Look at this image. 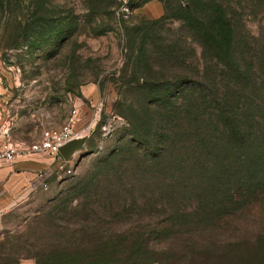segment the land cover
Masks as SVG:
<instances>
[{"label":"rangeland","instance_id":"1","mask_svg":"<svg viewBox=\"0 0 264 264\" xmlns=\"http://www.w3.org/2000/svg\"><path fill=\"white\" fill-rule=\"evenodd\" d=\"M185 1L0 0V144L24 148L67 121L73 108L79 127L95 107L98 123L116 125L107 136L94 130L72 156V173L48 165L41 170L45 187L0 189V264H264V250L240 240L241 252L237 245L219 257L204 255L208 244L256 235L264 205L256 212L234 205V221L221 227L217 213L205 214L193 196L196 189L170 179L184 168V136L159 166L130 141V122L141 110L134 84L125 83L140 76L131 29L143 25L166 43L175 36L190 43L181 22L159 21L166 6ZM230 3L243 29L259 38L260 14L247 0ZM144 250L153 252L151 261L144 263Z\"/></svg>","mask_w":264,"mask_h":264},{"label":"trees","instance_id":"2","mask_svg":"<svg viewBox=\"0 0 264 264\" xmlns=\"http://www.w3.org/2000/svg\"><path fill=\"white\" fill-rule=\"evenodd\" d=\"M247 2L252 14H260L259 38L243 29L230 0H186L182 6H166L159 21L181 22L190 43L180 36L166 43L152 28L133 27L140 76L125 81L134 84L140 96V115L130 122V141L141 144L159 166L184 136L189 144L184 168L173 169L170 179L196 189L193 196L205 214L217 213L214 219L224 228L234 221L229 209L234 205L247 204L255 212L264 205V0ZM236 237H227L220 246L206 245L205 257L239 250V240L264 250V226L247 239ZM214 247L219 250L213 253ZM139 255L145 263L153 252Z\"/></svg>","mask_w":264,"mask_h":264},{"label":"built area","instance_id":"3","mask_svg":"<svg viewBox=\"0 0 264 264\" xmlns=\"http://www.w3.org/2000/svg\"><path fill=\"white\" fill-rule=\"evenodd\" d=\"M123 9L127 11V7H123ZM2 89V76L0 74V95L3 93ZM76 114V109L73 108L70 118L67 121L58 126L51 125L47 127L42 131L37 140L24 148L17 149L8 142L0 144V165L12 163L18 153L26 155L37 154L43 155L51 160L49 164L50 172H64V174L72 173L73 168L71 165L69 166L72 157L66 161L60 153V147L73 139L86 138L87 140L97 127L103 136L109 135L116 128L115 123L111 120L98 123L100 107H95L89 120L78 128L73 127L71 124V120ZM38 176L41 178L39 185L45 187L47 184L46 172L41 171Z\"/></svg>","mask_w":264,"mask_h":264},{"label":"crops","instance_id":"4","mask_svg":"<svg viewBox=\"0 0 264 264\" xmlns=\"http://www.w3.org/2000/svg\"><path fill=\"white\" fill-rule=\"evenodd\" d=\"M71 124L78 128V119L72 118ZM50 162L51 160L43 155L18 153L12 163L0 166V189L5 190L17 186L16 189H23L25 192L32 190L41 182L39 172Z\"/></svg>","mask_w":264,"mask_h":264},{"label":"water","instance_id":"5","mask_svg":"<svg viewBox=\"0 0 264 264\" xmlns=\"http://www.w3.org/2000/svg\"><path fill=\"white\" fill-rule=\"evenodd\" d=\"M86 138L73 139L60 147V153L63 158L68 161L77 151L83 147V143Z\"/></svg>","mask_w":264,"mask_h":264},{"label":"bare ground","instance_id":"6","mask_svg":"<svg viewBox=\"0 0 264 264\" xmlns=\"http://www.w3.org/2000/svg\"><path fill=\"white\" fill-rule=\"evenodd\" d=\"M74 118V117H73Z\"/></svg>","mask_w":264,"mask_h":264}]
</instances>
